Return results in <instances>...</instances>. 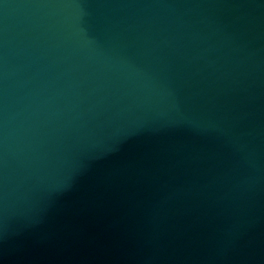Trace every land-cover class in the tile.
Wrapping results in <instances>:
<instances>
[{"label": "water", "instance_id": "95a60500", "mask_svg": "<svg viewBox=\"0 0 264 264\" xmlns=\"http://www.w3.org/2000/svg\"><path fill=\"white\" fill-rule=\"evenodd\" d=\"M0 264H264V0H0Z\"/></svg>", "mask_w": 264, "mask_h": 264}]
</instances>
